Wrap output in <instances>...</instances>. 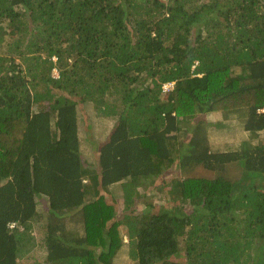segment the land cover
Returning a JSON list of instances; mask_svg holds the SVG:
<instances>
[{
    "label": "trees",
    "instance_id": "obj_1",
    "mask_svg": "<svg viewBox=\"0 0 264 264\" xmlns=\"http://www.w3.org/2000/svg\"><path fill=\"white\" fill-rule=\"evenodd\" d=\"M37 221L41 264H264V0H0V264H40Z\"/></svg>",
    "mask_w": 264,
    "mask_h": 264
},
{
    "label": "rangeland",
    "instance_id": "obj_2",
    "mask_svg": "<svg viewBox=\"0 0 264 264\" xmlns=\"http://www.w3.org/2000/svg\"><path fill=\"white\" fill-rule=\"evenodd\" d=\"M54 76L58 77V72H54ZM86 114L89 118L90 123V129L92 136L88 133L89 125H87L86 120L84 119L83 115L81 114L79 119V137L81 140V147L82 152L85 156V159L88 163L93 164L95 162L94 155L92 154V150H89L88 141L87 139L91 137L92 140L96 141L97 143H101L105 140V137L107 136L106 133L109 131L111 127H108V124L100 123L98 117L95 114V111L92 107H88L86 110ZM242 119V118H241ZM206 121H208V133H209V142L211 146H213L215 149H232L239 148V144L249 139V136L247 133L243 132L241 127L242 125L239 123L240 118H234L232 120H228L227 122L224 121V119L220 115H207ZM98 122L100 124V127L98 126ZM195 123V122H193ZM190 125V124H189ZM184 124L183 126H189ZM228 125V126H226ZM93 128V129H92ZM94 130V131H93ZM263 137V136H261ZM171 173L167 175L166 179L171 178H180V172L179 171H170ZM162 179V178H161ZM165 177L162 179L164 180ZM162 185H160V189L157 190L156 187L153 185L147 189L143 187V189L139 190V198L136 199V204H134L133 209L137 210L139 213L140 211L145 209L146 204H152L154 206H159L161 202H169V200L172 198L168 191L161 188ZM169 190V189H168ZM113 194L117 198H121L120 194V188L114 187L113 188ZM167 196V200L164 201L165 195ZM125 206L124 203L120 204L119 210H122ZM42 208L40 207V210ZM136 212V213H137ZM39 220V218L37 219ZM42 221H37L34 224V227L32 228V237L35 240V243H37V248L35 251H33V254L29 256L28 262H38V263H44L46 260L47 251L44 244L45 240V231L43 228V224L41 225ZM41 225V226H40ZM27 261V260H24ZM27 264V262H25ZM114 264H135L127 255V251L125 250L124 254H120L114 260Z\"/></svg>",
    "mask_w": 264,
    "mask_h": 264
},
{
    "label": "built area",
    "instance_id": "obj_3",
    "mask_svg": "<svg viewBox=\"0 0 264 264\" xmlns=\"http://www.w3.org/2000/svg\"><path fill=\"white\" fill-rule=\"evenodd\" d=\"M173 84H167L166 86H164L165 90H169L170 88H172Z\"/></svg>",
    "mask_w": 264,
    "mask_h": 264
}]
</instances>
